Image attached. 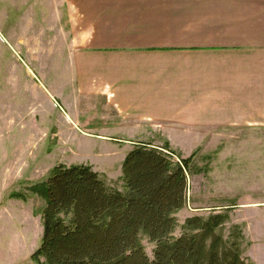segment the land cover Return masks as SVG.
<instances>
[{"label": "rangeland", "instance_id": "1", "mask_svg": "<svg viewBox=\"0 0 264 264\" xmlns=\"http://www.w3.org/2000/svg\"><path fill=\"white\" fill-rule=\"evenodd\" d=\"M73 36L65 0H0V264H44L32 255L42 239L45 202L29 188L54 166L91 164L109 186L123 189L122 156L132 145L115 146L104 161L114 146L97 144L96 135L117 129L100 120L102 99L80 94ZM219 132L209 131L203 145H171L175 162L193 155L187 204L175 214L172 235L181 234L185 218L225 207L230 218L221 232L227 237L237 224L242 256L264 264V126ZM143 140L162 146L167 139L155 133ZM142 244L153 258L155 242L144 237Z\"/></svg>", "mask_w": 264, "mask_h": 264}, {"label": "crops", "instance_id": "2", "mask_svg": "<svg viewBox=\"0 0 264 264\" xmlns=\"http://www.w3.org/2000/svg\"><path fill=\"white\" fill-rule=\"evenodd\" d=\"M65 2L80 94L117 129L96 135L114 146L104 161L155 133L203 145L209 131L264 126V0Z\"/></svg>", "mask_w": 264, "mask_h": 264}, {"label": "trees", "instance_id": "3", "mask_svg": "<svg viewBox=\"0 0 264 264\" xmlns=\"http://www.w3.org/2000/svg\"><path fill=\"white\" fill-rule=\"evenodd\" d=\"M171 145L139 143L121 165L123 189L109 186L90 164H58L29 189L44 199L43 232L32 259L44 264H251L242 256L243 234L228 208L193 215L172 235L175 214L187 204L193 155L174 161ZM22 198V194L13 193ZM155 242L153 258L142 244Z\"/></svg>", "mask_w": 264, "mask_h": 264}]
</instances>
